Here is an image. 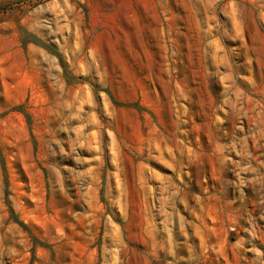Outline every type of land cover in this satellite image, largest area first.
Segmentation results:
<instances>
[{
	"label": "rangeland",
	"instance_id": "374dc122",
	"mask_svg": "<svg viewBox=\"0 0 264 264\" xmlns=\"http://www.w3.org/2000/svg\"><path fill=\"white\" fill-rule=\"evenodd\" d=\"M0 264H264V0H0Z\"/></svg>",
	"mask_w": 264,
	"mask_h": 264
}]
</instances>
